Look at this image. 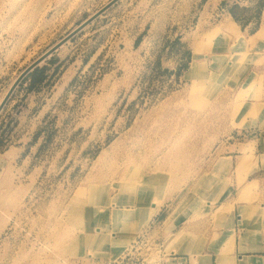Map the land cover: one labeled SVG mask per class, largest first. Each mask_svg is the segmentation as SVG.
<instances>
[{"label":"rangeland","instance_id":"obj_1","mask_svg":"<svg viewBox=\"0 0 264 264\" xmlns=\"http://www.w3.org/2000/svg\"><path fill=\"white\" fill-rule=\"evenodd\" d=\"M110 1L0 0V101ZM64 45L36 120L0 112V264L198 256L229 187L264 201V0H119Z\"/></svg>","mask_w":264,"mask_h":264},{"label":"crops","instance_id":"obj_2","mask_svg":"<svg viewBox=\"0 0 264 264\" xmlns=\"http://www.w3.org/2000/svg\"><path fill=\"white\" fill-rule=\"evenodd\" d=\"M58 50L28 73L7 102L8 107L13 108L18 103L23 105L20 117L24 122L35 121L36 117L32 113L42 110L46 98L58 89L62 71ZM221 158L228 162L230 168V158ZM245 164L246 160L238 161L235 171L245 168ZM255 181L258 180L247 182L242 187V194L255 187ZM232 190L233 187H229L223 201H215L218 204L215 212L220 210L221 213L214 215L216 236L198 252V256L193 255L192 250L186 247L178 252L170 251L173 258H162L155 264H264V201H237V197H231ZM170 219L167 245L171 247L183 241L184 232L171 234L181 221H176L175 217ZM159 235L163 237L162 232Z\"/></svg>","mask_w":264,"mask_h":264},{"label":"water","instance_id":"obj_3","mask_svg":"<svg viewBox=\"0 0 264 264\" xmlns=\"http://www.w3.org/2000/svg\"><path fill=\"white\" fill-rule=\"evenodd\" d=\"M119 0H111L108 4L102 7L99 11L95 14L87 18L83 21L80 25H78L74 30H72L69 34H67L63 39L49 48L45 53H43L38 59L32 62L28 67H26L15 79L11 87L9 88L8 92L6 93L5 97L0 103V112L2 111L3 107L6 105L7 101L10 99L11 95L21 83V81L30 73L34 68H36L41 62H43L46 58L50 57L53 53H55L60 47H62L65 43H67L71 38H73L76 34L82 31L86 26H88L91 22H93L96 18L102 15L105 11L115 5Z\"/></svg>","mask_w":264,"mask_h":264},{"label":"bare ground","instance_id":"obj_4","mask_svg":"<svg viewBox=\"0 0 264 264\" xmlns=\"http://www.w3.org/2000/svg\"><path fill=\"white\" fill-rule=\"evenodd\" d=\"M198 67H199V64L196 61H193L192 64L190 65V68H189V72H190V74H192V76H194L196 74ZM1 101H2V99H1ZM224 165H225L224 162L220 161V163L218 164V168H221Z\"/></svg>","mask_w":264,"mask_h":264}]
</instances>
